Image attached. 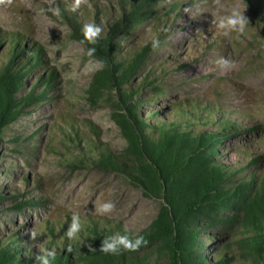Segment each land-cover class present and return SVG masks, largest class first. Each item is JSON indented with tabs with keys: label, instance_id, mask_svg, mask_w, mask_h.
<instances>
[{
	"label": "trees",
	"instance_id": "trees-1",
	"mask_svg": "<svg viewBox=\"0 0 264 264\" xmlns=\"http://www.w3.org/2000/svg\"><path fill=\"white\" fill-rule=\"evenodd\" d=\"M118 1L120 14L95 43L84 35L90 14H86L87 19L83 17L86 21L83 23L82 17L71 8L68 10L64 1L60 3L61 15L71 24L75 37L89 49L94 48L91 56L102 63L89 83V98L95 105L105 99L111 103L113 120L127 141V148L114 151L95 137H88L86 143L85 136L73 123L66 135L79 149L81 166L89 162L101 170L119 173L142 188L147 196L160 199L159 212L149 229L137 235L121 222L89 215L78 218L77 238L69 239L72 215L66 220H48L43 225L42 231L48 239L42 249L55 251L52 264H142L136 257L145 250H151L150 256L156 254L153 264H232L240 258L248 260L247 264H264V151L256 152L250 145H240L236 147L240 155L235 162H224L221 151L225 139L242 135L249 128L244 129L224 109L216 110V104L222 106L216 99L214 103L205 100L200 103L193 98L167 111L143 107V93L149 90L156 93L155 99L147 103L149 106L158 103L167 92L162 76L154 74L156 69L164 74L166 60L150 72L144 73L143 68L156 57L159 47L167 44V25L176 17L181 0ZM197 1L200 0H189L191 4ZM247 5L264 32V0L247 1ZM95 7L99 10L100 3L95 2ZM98 10L96 15L103 11L102 7ZM148 21L154 22L157 36L124 50L130 35ZM24 39L18 34L8 42L7 62L0 67V163L6 131L28 106L52 98L49 92L56 80V70L43 63L41 47L21 59L27 47L23 46ZM154 41H158L156 48ZM216 43L214 40L208 47ZM43 65L49 68L47 74L41 73L30 89L25 90L29 74ZM139 76L140 82L133 83ZM89 126L98 134L94 125ZM37 134L36 131L15 139L30 140ZM3 194L4 190L0 189V198ZM49 202V198L41 195L18 200L13 207L22 211ZM211 227H216L218 233H213ZM124 236L129 240L143 236L147 243L136 251H127L119 244ZM16 239L19 238L13 236L7 243H0V264H36L35 257L44 255L40 249H25L22 243L19 244L22 251L15 248L19 242ZM104 241L119 252L101 251ZM144 258L149 264V257ZM164 258L166 262H162Z\"/></svg>",
	"mask_w": 264,
	"mask_h": 264
},
{
	"label": "rangeland",
	"instance_id": "rangeland-1",
	"mask_svg": "<svg viewBox=\"0 0 264 264\" xmlns=\"http://www.w3.org/2000/svg\"><path fill=\"white\" fill-rule=\"evenodd\" d=\"M61 1L68 10L75 6L71 0H12L10 5H0V67L7 62L8 42L21 34L25 38L23 46H27L21 59L41 47L43 63L57 72L54 88L49 92L52 98L28 106L6 131L1 145L4 157L0 163V189L4 194L0 198V243L17 236L19 242L15 248L21 250L22 243L25 249H40L42 253L48 239L42 230L48 220H66L73 214L78 218L102 216L108 221L121 222L137 235L149 229L161 204L160 199L147 196L142 188L119 173L101 170L89 162L80 165L79 149L66 135L71 123L85 136L86 143L88 137H95L103 146L123 151L127 141L113 120L111 103L105 99L95 105L89 98V83L102 63L89 56L88 46L75 37L71 24L61 15ZM247 1L254 0H200L194 4L181 0L176 17L167 25V44L160 46L156 57L143 68L144 73L150 72L166 60L164 74L159 69L154 74L162 76L167 92L158 103L149 106L147 103L155 99L156 93L150 90L143 93L145 110L167 111L193 98L200 103L204 100L214 103L216 99L222 105L216 104V110L224 109L244 129L249 128L244 134L223 141L224 162L239 159L236 147L240 145H250L256 152L264 151V32L252 18ZM95 2L100 3L103 11L95 7ZM74 12L82 17L83 23L98 26L100 34L105 35L114 17L120 14V6L118 0H82ZM87 13L91 20L85 21L83 17ZM233 13L247 19L243 33L218 27L221 17ZM155 31L153 21L144 23L130 35L124 50L157 36ZM214 40L217 43L209 48L208 44ZM224 61H231L233 66ZM48 71L43 65L29 74L25 90L30 89L41 73ZM140 80L141 76L133 83ZM89 124L96 127L98 134ZM36 131L38 134L33 139H15ZM41 195L50 202L22 211L13 207L18 200ZM106 202H112L114 208L107 213L98 212ZM210 229L218 233L216 227ZM150 251H142L136 258L147 264L144 258L147 256L149 264H153L157 256H150ZM247 261L240 258L232 264H247Z\"/></svg>",
	"mask_w": 264,
	"mask_h": 264
},
{
	"label": "clouds",
	"instance_id": "clouds-1",
	"mask_svg": "<svg viewBox=\"0 0 264 264\" xmlns=\"http://www.w3.org/2000/svg\"><path fill=\"white\" fill-rule=\"evenodd\" d=\"M82 0H76L75 6L73 7V11L76 10L80 6V3ZM12 3V0H0V5L8 4L10 5ZM247 25V19L238 13H233L230 16H224L221 17L218 21V27L220 29H226L227 32L235 31L237 33H243L245 31V27ZM101 32V29L98 26H95L93 24H87L84 26V35L91 43L96 42V38L99 36ZM158 47V41L153 42V48ZM95 52V49H89V56H91ZM225 64H230L231 67L232 62L231 61H224ZM114 208V204L112 202H106L100 205V207L97 209L98 212H110ZM73 223L71 224V227L69 231L67 232V237L69 239H75L77 238V232L80 228V224L78 221V215L73 214L72 217ZM35 234L33 233V236ZM147 241L143 236L137 237L135 240H129L127 236H124V238H121L119 240V244L123 245V249L127 251H136L138 250L142 245H145ZM71 251V249H68ZM101 251L105 253H118L119 250L114 247V245L107 244L106 241L102 242ZM56 253L55 251H44V255H37L35 257L36 264H52V260L55 259Z\"/></svg>",
	"mask_w": 264,
	"mask_h": 264
}]
</instances>
